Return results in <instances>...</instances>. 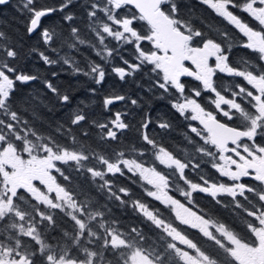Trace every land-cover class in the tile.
<instances>
[{"label":"snow or ice","instance_id":"obj_1","mask_svg":"<svg viewBox=\"0 0 264 264\" xmlns=\"http://www.w3.org/2000/svg\"><path fill=\"white\" fill-rule=\"evenodd\" d=\"M195 3L207 15L197 18L185 0H17L24 33L38 45L25 52L0 30V264H264V0ZM55 14L59 23L46 26ZM82 48L98 59L78 61L73 53ZM235 49L247 57L234 60ZM32 56L87 78L96 86L87 88L91 97L109 74L141 94L113 89L102 97L110 115L101 122L86 101L73 107L74 96L52 79L24 71L19 62ZM33 81L70 109L47 134L34 121L38 109L52 111L49 102L36 93L15 98L18 84ZM153 100L189 122L184 159L150 134L153 125L172 131L170 120L153 119ZM119 102L143 112L137 125L127 122L129 111H112ZM133 128L144 147L131 154H101L86 143L95 130L97 145L118 144ZM204 164L230 183L205 176ZM126 174L150 186L144 196L168 215L112 179ZM81 177L104 203L77 183ZM194 194L230 208L242 226L203 211ZM110 204L131 208L138 223L123 225Z\"/></svg>","mask_w":264,"mask_h":264},{"label":"trees","instance_id":"obj_2","mask_svg":"<svg viewBox=\"0 0 264 264\" xmlns=\"http://www.w3.org/2000/svg\"><path fill=\"white\" fill-rule=\"evenodd\" d=\"M41 3L46 4H54L57 3L58 0H40ZM186 3H190L196 9V17L202 18L207 15L204 10L195 3V0H185ZM17 0H12V2L8 6L0 7V30L6 31L9 34L10 42L20 41V46H22L23 51H27L31 46H37L38 40L34 36L29 39L24 33L23 20L24 17L20 15L16 8ZM75 11H79V9H75ZM59 14H55L51 20H46L45 25H53L59 23ZM79 20V17H78ZM59 30V29H58ZM66 30V26H65ZM66 50V49H65ZM235 55L233 57L234 60L238 61L241 57H247V53L245 50L235 49ZM75 58L78 61L83 62L84 58L90 57L91 59H98L94 56V54L86 49L82 48L81 53H73ZM119 63V61H117ZM20 67L27 72L30 73H38L41 76V79L47 78L52 79L53 83H55L62 91H68L74 96L73 99V107L80 104V102L86 101L89 105L87 111L95 113V119L103 122L110 115L109 113H104L103 108L101 106L102 97L110 93L113 89L118 92H122L123 94L130 95L133 97L139 96L140 90L136 88L135 84L129 81L126 84H121L113 75L109 74L106 78L105 83L102 86H99L98 93L95 97H91L87 93V88L96 87L93 85L87 78L83 76L73 77L70 73L65 74L64 71H61L62 66H56L52 68L45 67L42 62H39L35 56H32L31 59H21L19 62ZM66 69V66H63ZM56 71L59 75L53 79L51 73ZM225 83L228 86L231 84L230 81L222 80L220 83ZM29 93L40 94L47 102H49V107L52 108V111H48L47 108L38 109V118L34 121L35 127L39 129L42 133L47 134L49 125L54 126L55 122H63L67 118V114L70 111L67 107H61L59 104L54 102L53 97L50 94H46V90L40 81H33L27 85H17V91L15 93V98L18 101L23 100L24 98L29 96ZM83 107V105H80ZM144 110H149L148 104H145ZM112 111H129L130 115L127 118V122L132 124L133 126L137 125L140 121L143 112L140 109H135L131 105L125 106L123 102H119L112 106ZM151 111L153 119L155 120L157 117H164L167 120L171 121L172 129H175L177 134L172 137L171 144H177V141L181 136L185 134V130L182 127V124L179 126L178 121L176 120V116L172 112V109L166 103V101L153 100L151 103ZM28 118L31 119V116ZM177 127V128H176ZM160 133L161 135H157ZM151 135L155 136L158 141H160L163 146L169 147V141L165 138L162 132L158 128L153 125ZM161 136V140L160 139ZM96 135L95 130H92V139L86 141L93 148H96L98 152L101 154L110 153L112 149L116 151L124 150L127 154H131V149L135 147L137 150H142L144 145L141 141H139L137 134L134 130H129L124 135L120 137V142L118 144L114 143L111 145H97L96 144ZM64 140H61V143H64ZM148 156L145 157L147 159ZM112 178V177H109ZM138 177H133L132 179L137 180V183H132L131 180L126 176H117L112 178L115 180L118 186H127L131 189L133 193V198L146 199V202L150 203L149 198L144 196V189L146 186L139 182ZM81 187L85 190L89 191V194L93 197H96L100 203H104V198L102 196H98L94 189H91L90 186L84 182L81 177L77 182ZM109 207L112 208V215L119 218L123 225H128L130 223H138L137 218L132 213L131 208L122 209L115 204H110ZM64 227H69L66 221L62 222Z\"/></svg>","mask_w":264,"mask_h":264},{"label":"flooded vegetation","instance_id":"obj_3","mask_svg":"<svg viewBox=\"0 0 264 264\" xmlns=\"http://www.w3.org/2000/svg\"><path fill=\"white\" fill-rule=\"evenodd\" d=\"M227 81L232 82L230 79ZM186 83L189 86H193L195 84V82L192 81L190 78L186 80ZM222 84L224 86H228L227 84H225L223 82H222ZM164 101H166V100H164ZM166 103L168 104L167 101H166ZM172 112L176 116V120L178 121L179 126L182 124V127L184 128L185 134H186L188 132L187 124L189 122L185 121L183 118L179 117V115L177 113H175L173 110H172ZM176 134H177V132H175V129L174 130L172 129V131L169 134L163 135V136L165 138H167V141H169L168 150L173 151L174 154H176L179 158L184 159L188 155V153L191 152V146L188 144V142L185 138V134L180 137V139L177 141V144H171V142H175V141H172V137L175 136ZM157 135H161V134L158 133V134H156V136ZM161 139L162 138L160 136L159 140H161ZM147 159H150V157H148ZM157 167H158V170L165 171V172L168 171L167 169L162 168V166L157 165ZM202 167L204 169L205 176H207L213 180H223L224 182L230 183L229 181H227L226 178L219 177V175L215 172V170L211 169L209 165L204 164V165H202ZM186 175H188L189 179H192L194 181H198V176L193 175L192 173L188 172L187 170H186ZM245 182H250V181H248L247 178H245ZM180 183H181V186H183V182H180ZM145 186L150 187L147 185H145ZM174 194L177 196V198H180L183 201V198L179 197L178 193H174ZM194 197H195V200H196L199 208L202 209L203 211L209 213L210 215H212L214 217L220 218L229 224L237 226L238 228L240 226H242L241 220L237 216H234L232 214V210L230 208L226 209L222 206H218V205L214 204L212 202V200L209 197H207L205 194H194ZM222 199H224V201L227 202L229 198L223 197ZM149 201L153 207L161 208V210L165 216L168 215V211L166 209H164L163 206L159 205L158 202L153 201L151 198H149Z\"/></svg>","mask_w":264,"mask_h":264}]
</instances>
